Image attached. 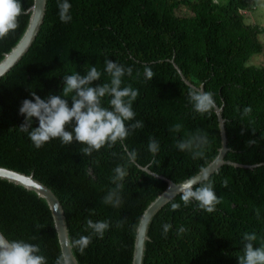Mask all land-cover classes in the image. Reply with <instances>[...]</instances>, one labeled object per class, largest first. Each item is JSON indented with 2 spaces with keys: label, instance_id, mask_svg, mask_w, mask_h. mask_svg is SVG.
<instances>
[{
  "label": "trees",
  "instance_id": "trees-1",
  "mask_svg": "<svg viewBox=\"0 0 264 264\" xmlns=\"http://www.w3.org/2000/svg\"><path fill=\"white\" fill-rule=\"evenodd\" d=\"M31 2L21 0L26 10ZM59 2L46 0L34 39L0 77V166L31 173L56 196L78 264H130L138 218L166 185L140 167L180 182L217 153L215 113L195 112L188 99L192 87L202 86L221 107L224 160L255 166L223 164L208 180L194 185L213 183L217 196L223 198L213 213L200 209L195 201L185 207L180 193L166 202L148 224L141 264H238L243 233L257 234L254 247L264 243V63H248L261 52L258 34L262 28L247 22L250 12L246 14L253 4L259 6V0H68L72 16L68 23L59 19ZM27 20L26 11L18 17V28L0 39V59L21 36ZM106 59L133 69L131 77L122 78V87L131 84L139 90L132 107L135 119L144 122L124 141L127 152L135 151L137 156L123 181L120 208L103 203L108 189L114 187L113 169L128 163L119 142L88 156L80 151L86 145L75 141L63 145L59 138L37 149L28 134L19 131L25 119L19 108L24 99H33L31 92L42 99L61 95L64 75L74 71L85 75L92 66L102 73L93 87L109 82ZM146 65L155 74L152 80L145 79ZM66 99L71 107V97ZM108 99H103L105 107ZM245 106L252 113L241 118ZM38 123L33 118L32 126ZM176 123L182 125L179 133L170 131ZM197 130L207 134L209 144L202 158L192 159L175 145ZM150 137L160 143L155 157L148 151ZM249 140L257 143L248 145ZM226 178L229 183L224 187ZM171 203L181 207L172 211ZM87 219L108 220L111 226L102 239L93 236L81 254L72 242L91 235V230L85 231ZM117 221H123V226L117 228ZM165 223L172 225L167 237L162 234ZM180 226L187 231L178 236ZM0 232L8 241L38 244L47 264H55L61 255L46 203L4 179H0Z\"/></svg>",
  "mask_w": 264,
  "mask_h": 264
},
{
  "label": "clouds",
  "instance_id": "clouds-1",
  "mask_svg": "<svg viewBox=\"0 0 264 264\" xmlns=\"http://www.w3.org/2000/svg\"><path fill=\"white\" fill-rule=\"evenodd\" d=\"M59 19L63 23L72 20L70 15L71 4L68 0L58 3ZM21 0H0V39L5 38L10 32H14L19 24L18 17L26 13ZM104 72L110 77L109 82H103L95 87L94 81L101 78L102 73L97 67H90L85 75L77 72L64 75L61 95H49L42 99L35 91L31 92L33 99H24L19 108V113L24 115V122L19 126V131L27 133L33 145L39 149L52 139L59 138L63 145H71L74 141L86 145L80 151L83 155L91 156L94 151H99L102 147L112 148L118 142L122 147L124 141L136 129H142L144 122L135 119L133 102L139 96V90L134 89L131 84L122 87V78L127 75L132 76L133 69L125 67L110 59L105 60ZM139 75V73H137ZM145 79L152 80L154 72L149 66L144 68ZM64 97V98H62ZM67 97H71L72 104L69 107ZM108 97V107L103 105V99ZM189 102L193 110L201 115L210 114L217 110V104L211 92L203 90V87H192L188 94ZM252 108L245 106L241 113V118L250 117ZM33 118L38 120V127H33ZM134 121V122H132ZM74 122V124H73ZM126 122H130L127 123ZM72 126V130H66ZM182 130L180 123L174 124L170 131L179 133ZM254 131V130H253ZM248 145L256 144L257 141L249 140ZM209 144L208 136L197 130L189 133L185 138L176 141V147L183 152L191 154L192 159L202 158L205 155V148ZM125 151L127 149L125 147ZM148 151L155 157L160 151V143L155 138L150 137ZM116 155L115 153H112ZM136 152H127V165H117L114 175L110 178L114 187L108 189L103 197V203L114 208H120L124 203L122 192L123 181L128 175V166L136 161ZM147 175L156 177L155 172L142 169ZM209 170L201 169L200 178L208 180ZM198 180H189L179 185L177 191L184 206H188L193 201L198 207L208 213L216 211L218 204L223 198L218 197L213 188V183L209 181L200 187H194ZM228 179L222 181V186H228ZM181 207L179 203H171V210L176 211ZM256 218H260V209H255ZM108 220L96 221L87 219L85 231L91 230V235H81L72 242V246L77 248L81 254L92 243V237L103 238L105 232L110 228ZM123 226V221H117L116 227ZM171 224L163 225V235L167 237ZM187 231L180 226L177 235ZM258 239L255 232H245L242 235L243 254L238 256V264H264V243L254 247V242ZM41 249L38 244L25 242L24 240L8 241L0 237V264H47V259L40 254ZM55 264H69L68 257L61 253Z\"/></svg>",
  "mask_w": 264,
  "mask_h": 264
},
{
  "label": "water",
  "instance_id": "water-1",
  "mask_svg": "<svg viewBox=\"0 0 264 264\" xmlns=\"http://www.w3.org/2000/svg\"><path fill=\"white\" fill-rule=\"evenodd\" d=\"M45 2L46 0H32L30 6L27 9L28 20L21 36L18 38L16 43L6 53L3 54L2 58L0 59V77L3 74H5L19 60V58L22 56V54H24V52L27 50L32 40L34 39L38 31V28L42 22ZM174 67L176 68L177 72L180 74V71L177 69V67L175 65ZM180 77L186 84L192 87V85L189 84L181 74ZM213 112L216 115V120L218 125L219 139H220L219 147L217 149V153L215 157L202 169L209 170V175H210L212 172L216 171L223 164L239 166V167H247V168H251L252 166H255V164L242 165L232 161L224 160V155L227 151V147H226V136L224 131V121L221 116V107H217V110H214ZM140 168L147 169V167H140ZM200 171L201 170L196 172L191 177L186 178L180 182H173L162 175L156 174V177L164 180L166 185L164 189L147 204V206L143 209V211L141 212L138 218L137 225L135 228L134 238H133L130 264L142 263V257L144 254L143 253L144 242L147 239V235H146L147 228L152 216L173 196L179 194V192L177 191L179 185L189 180H194V181L198 180L200 182L202 180L200 178ZM0 179H4L8 182H12L27 190L32 191L34 194H36L37 197L41 198L46 203L52 218L53 227L56 233V240L60 250V254L64 253L68 257L69 264H78L74 257L70 245V241L68 238L67 229L64 222L63 210L61 208L58 199L51 192V190L47 188L45 185H43L40 181L36 180L31 173L26 174L3 166H0ZM0 237L5 238L1 234V232H0Z\"/></svg>",
  "mask_w": 264,
  "mask_h": 264
},
{
  "label": "rangeland",
  "instance_id": "rangeland-1",
  "mask_svg": "<svg viewBox=\"0 0 264 264\" xmlns=\"http://www.w3.org/2000/svg\"><path fill=\"white\" fill-rule=\"evenodd\" d=\"M249 13V21L247 22H255L258 24L261 28L262 31L258 34L259 35V40L262 45L261 52L255 55H252L248 63L249 64H254V65H260L264 63V0H259V6L256 4H253L252 10H247L246 14ZM252 12V13H251Z\"/></svg>",
  "mask_w": 264,
  "mask_h": 264
}]
</instances>
